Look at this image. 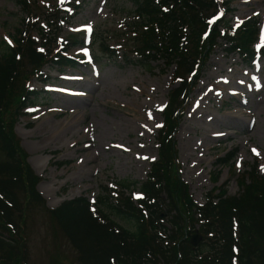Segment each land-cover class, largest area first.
<instances>
[{"label": "rangeland", "instance_id": "374dc122", "mask_svg": "<svg viewBox=\"0 0 264 264\" xmlns=\"http://www.w3.org/2000/svg\"><path fill=\"white\" fill-rule=\"evenodd\" d=\"M29 2L38 22L55 8L62 12L60 35L52 47L57 52L70 42L68 54L84 61L66 69L47 63L43 70L51 80L29 82L47 93L14 125L28 163L41 177L38 190L47 206L57 208L80 196L95 202L104 186L111 197H140L151 163L159 159L164 109L180 82L176 66L159 60L149 70L139 64V43L129 28L133 0ZM220 2L226 5L219 17L229 20L233 30L254 20L259 38L251 62L228 53L229 44L219 40L198 73L190 75L193 84L180 109L175 138L182 179L199 205L216 187L239 193V178L250 170L264 177V0ZM29 11L15 0H0V51L15 46L16 30L31 18ZM229 154L232 162L219 165ZM125 179L136 185L123 187ZM27 225L31 264H79L44 209L30 211Z\"/></svg>", "mask_w": 264, "mask_h": 264}, {"label": "trees", "instance_id": "16d2710c", "mask_svg": "<svg viewBox=\"0 0 264 264\" xmlns=\"http://www.w3.org/2000/svg\"><path fill=\"white\" fill-rule=\"evenodd\" d=\"M15 1L32 11L16 30V45L0 51V264H31L27 221L39 209L57 224L79 264H264V177L250 170L239 178V193L216 187L199 205L182 179L175 138L193 84L189 76L198 73L219 40L229 44L228 53L252 61L258 24L250 20L233 30L229 20L215 19L226 5L221 0H133L129 28L139 43V64L149 70L159 60L175 65L180 81L164 111L159 159L151 163L137 201L132 194L111 197L104 186L95 203L80 196L50 208L14 125L47 93L29 85L34 78L51 80L43 73L47 63L61 69L78 65L65 52L52 56L61 12L51 10L38 22L31 1ZM233 159L229 154L218 164ZM121 185L129 189L136 182L125 179ZM196 231L202 237L197 245L191 241Z\"/></svg>", "mask_w": 264, "mask_h": 264}, {"label": "water", "instance_id": "95a60500", "mask_svg": "<svg viewBox=\"0 0 264 264\" xmlns=\"http://www.w3.org/2000/svg\"><path fill=\"white\" fill-rule=\"evenodd\" d=\"M201 239V234L199 232L195 233L192 237H191V241L193 244L197 245L199 243Z\"/></svg>", "mask_w": 264, "mask_h": 264}, {"label": "bare ground", "instance_id": "6f19581e", "mask_svg": "<svg viewBox=\"0 0 264 264\" xmlns=\"http://www.w3.org/2000/svg\"><path fill=\"white\" fill-rule=\"evenodd\" d=\"M210 87V86H209ZM212 87V86H211ZM215 87V86H214ZM216 89V88H215ZM209 90V89H208ZM210 90H211V88H210ZM232 90V89H231ZM229 91V90H228ZM213 92V91H212ZM235 92V91H234ZM216 94V93H215ZM235 94V93H234ZM225 135V134H224ZM216 136V135H215ZM227 137V136H226Z\"/></svg>", "mask_w": 264, "mask_h": 264}, {"label": "snow or ice", "instance_id": "6c2138e0", "mask_svg": "<svg viewBox=\"0 0 264 264\" xmlns=\"http://www.w3.org/2000/svg\"><path fill=\"white\" fill-rule=\"evenodd\" d=\"M255 151V150H254ZM258 154V153H257Z\"/></svg>", "mask_w": 264, "mask_h": 264}]
</instances>
